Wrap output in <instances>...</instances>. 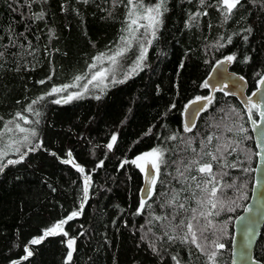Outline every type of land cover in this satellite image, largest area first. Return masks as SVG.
<instances>
[{"label": "trees", "instance_id": "trees-1", "mask_svg": "<svg viewBox=\"0 0 264 264\" xmlns=\"http://www.w3.org/2000/svg\"><path fill=\"white\" fill-rule=\"evenodd\" d=\"M161 4L159 23L148 27L146 9ZM0 53V130L19 113L37 125L29 145L0 161V264H229L256 164L248 112L218 90L191 131L183 111L209 95L207 76L230 55L248 94L256 89L264 0H241L227 19L221 0H0ZM101 60L99 83L92 77ZM256 110L250 104L255 119ZM153 149L164 162L142 200L143 173L131 161ZM205 163L228 175L206 183ZM74 211L62 231L44 235ZM254 257L264 264V226Z\"/></svg>", "mask_w": 264, "mask_h": 264}, {"label": "water", "instance_id": "water-1", "mask_svg": "<svg viewBox=\"0 0 264 264\" xmlns=\"http://www.w3.org/2000/svg\"><path fill=\"white\" fill-rule=\"evenodd\" d=\"M231 64L232 61H227V58H224L213 66L205 80L210 91L206 97L212 100L216 90L222 91L235 97L245 107L256 148V164L250 198L233 222L229 264H262L254 257V249L264 226V117L260 115L261 112H264V85L258 83L256 89L248 94L247 80L244 77L241 80L242 76L231 69ZM194 101L196 99L190 101L183 111L185 126H193L199 113L208 104L206 100L193 103ZM250 104H253L257 109L256 119L250 112ZM202 105L204 107H201ZM197 108H200L199 112L196 111ZM137 163L143 164L145 169L150 167L146 161H137ZM152 186L153 182L148 178L147 171L143 172V183L140 190L142 200L149 197ZM145 189H149V191L146 193Z\"/></svg>", "mask_w": 264, "mask_h": 264}, {"label": "snow or ice", "instance_id": "snow-or-ice-1", "mask_svg": "<svg viewBox=\"0 0 264 264\" xmlns=\"http://www.w3.org/2000/svg\"><path fill=\"white\" fill-rule=\"evenodd\" d=\"M26 2H27V0H26ZM84 2L87 3L88 0H84ZM201 2H203V0H201ZM128 3L129 4H133L134 3V0H128ZM162 3H163V0H162ZM240 4H241V0H221L222 8L225 10V18L227 19L228 16L232 13L233 9H235ZM161 7H162V4L161 5H156L155 8H148V9H146V11L149 13V15L147 17H145V18H147L150 21L148 27H153V26H155L156 24L159 23L158 16L160 14ZM153 12L156 13L155 16L151 15V13H153ZM132 15H133V13L132 12H129V17H131ZM197 15H199V13H197ZM42 17H43V13L42 12L40 14L36 15V19H41ZM136 23H137V21L135 19H132L131 20V24L134 25ZM248 31H250V29ZM154 35H155V32H153V36ZM245 39H247V37H245ZM229 42H231V41H229ZM126 43H127V41H126ZM123 51L124 50L121 49V51L117 52L116 55L117 56L122 55L123 54ZM0 55H2V53H0ZM115 58H116L115 56L112 57L113 60H115ZM97 59H99V57ZM140 59L141 60L143 59V55H141ZM234 59H235V57L234 56H231V55L227 57V61H232ZM96 76L97 77H102L103 76V73H97ZM95 78L96 77H93V79H95ZM76 79L79 80L80 77H76ZM240 79L242 80L243 77H241ZM259 83L261 85H264V79H261L259 81ZM67 87L68 86L66 85L65 88H67ZM204 87H208V84L205 83L204 84ZM59 91H61V89H58V88H53L52 89V93H56V92H59ZM227 94L228 93H225V95H227ZM72 98H73L72 96H69L68 97L69 100L72 99ZM97 99H99V97H97ZM201 100H206L209 104L212 102L211 101V98H209V97H197L196 98V101H201ZM196 101H194L193 103H196ZM53 102L54 103H60V100H55ZM34 103H35V101H34ZM201 107H204V106L202 105ZM196 111L199 112L200 111V108H197ZM260 115H261V117H264V112H261ZM191 130H192V126H190V125H186L185 126V131H191ZM21 131H23V129H21ZM229 131H231V129H229ZM240 131L243 132V131H245V129H243V127L241 126ZM32 134L35 135V132H33ZM116 139H117V137L115 135H113L112 136V141L115 142ZM172 139H175V137H172ZM211 139H212V137H208V140L209 141H211ZM112 146H113L112 144H109L108 145V148L111 149ZM230 146H231L230 143L227 144V145H220V146L217 147L216 151L217 152H220L222 149L224 151H226L227 148L230 147ZM233 151H234V149H233ZM207 154L210 155L213 160H216L217 159V157L215 155H213L211 152H209ZM68 155H69V157H71V153H69ZM137 161H146V163L149 164L150 167L147 168V169H145V167H143L140 164H138ZM63 162L64 163H67L68 161H63ZM163 162H164L163 161V153L160 151V149H153L151 152L145 153L142 156H138L136 159H134V160L131 161V163L132 164H135L137 167H139L142 172L147 171V176H148V178L153 183L155 182L154 181V177L159 173L160 164L163 163ZM195 162L196 161H193V163H195ZM8 163L9 164H14V163H18V161H12V160H10V161H8ZM77 167H78V169L81 172L83 171L82 168H79V166H77ZM198 171L200 173H202V174L209 175L210 180L207 181L206 183L211 182V181H215L216 180V175H220L221 177L228 175V173H226V172L225 173L213 174V169H212V164L211 163H205L204 165L200 166L198 168ZM217 183H218V181H217ZM226 187H232V185L231 184H227ZM144 191L147 193L149 191V189H145ZM204 191H208V189L205 188ZM217 191H218V189L214 185L211 188V191H210L209 195L212 196V197H215L216 194H217ZM87 196H88V189H87V185H86V187L84 189V197H85V199L87 198ZM209 203H212L213 204V207H215V203H213L212 200H209ZM180 207H183V205H180ZM82 208H83V204H81V209ZM141 208H143V202L141 204ZM139 212H140V209H138V213ZM78 214H79L78 212H75V211L72 212L67 217L66 220L60 221L53 228H50L49 230L45 231L44 235L45 236L53 235V234H56L58 230H61L62 231V226L64 224H66L68 221L72 220ZM218 214L219 213H217V215ZM193 218H195V217H193ZM181 223H183V222L181 221ZM209 223H211V222L209 221ZM187 228L189 230V234L192 237V243L193 244H196L197 247L202 248V246L197 243V236H196L195 231H193V225H192L191 222H189L187 224ZM165 234L167 235V233H165ZM64 235H67V233L65 232ZM205 239H207V238L205 237ZM39 242H40V240H38V239H34V240L31 241L32 244H38ZM212 243L215 244L218 249H222L224 247L223 244L217 243L215 240L212 241ZM73 244H74V240H69L68 241V247L70 249L72 248V245ZM153 250L155 251V248H153ZM25 251L28 253L29 256L32 255V253L30 251H28L27 249H25ZM215 256H216V253L215 252H212V253L209 254V259L212 260V259H214ZM71 258H72V251H69L68 252V260H71ZM173 259H175V257H173Z\"/></svg>", "mask_w": 264, "mask_h": 264}, {"label": "rangeland", "instance_id": "rangeland-1", "mask_svg": "<svg viewBox=\"0 0 264 264\" xmlns=\"http://www.w3.org/2000/svg\"><path fill=\"white\" fill-rule=\"evenodd\" d=\"M148 15H144V16L147 17ZM145 17H143L144 20L146 21V23H149L148 19ZM109 60L112 61V58H110ZM105 68L106 65L104 64V62L102 60L99 61L98 68L93 73V77L96 78L93 79L92 77V79L95 82L97 81L101 83L103 81V78L106 75ZM97 73H103V76L97 77L96 76ZM76 94L77 93H74L72 95H76ZM20 115H21V120L19 121L16 120L14 122L6 123L4 128L0 130V161L4 158L6 153L15 152L18 149L29 145L36 137V133H37L36 122H34V124L33 122L31 123L32 120L26 114L19 113L18 116ZM21 129H23V131H21ZM33 132H35V135L32 134ZM140 165L144 167L143 164Z\"/></svg>", "mask_w": 264, "mask_h": 264}]
</instances>
